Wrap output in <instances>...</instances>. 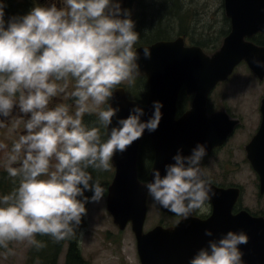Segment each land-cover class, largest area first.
Wrapping results in <instances>:
<instances>
[{
    "label": "clouds",
    "instance_id": "clouds-1",
    "mask_svg": "<svg viewBox=\"0 0 264 264\" xmlns=\"http://www.w3.org/2000/svg\"><path fill=\"white\" fill-rule=\"evenodd\" d=\"M49 7H33L26 15L5 20L6 3H0V117L7 119L14 109L28 117L25 134L19 135L6 153L9 176L19 186L0 198V247L26 241L37 249L45 244L37 235L55 242L69 239L87 215V203H100L104 189L93 181L89 168L110 171L113 157L123 154L142 139L145 131L155 132L162 119L160 101H153L149 119L142 120L144 108L136 105L126 118H117L107 139L98 127L83 123L85 114H96L108 129L119 107L103 108L117 87L134 83L140 75L139 54L134 45L139 34L127 9L118 0H63ZM123 14L124 18H121ZM145 59L151 52L145 48ZM264 67V62L253 58ZM74 81L70 106L52 98L67 92ZM21 123L16 119L10 131ZM0 120V127H4ZM206 147L198 143L189 155L178 149L164 174L153 168L152 179L143 186L159 206L187 219L196 210H205L215 193L212 181L201 167ZM19 167H13V165ZM90 191L91 197L85 192ZM204 234L213 236L210 229ZM248 243L243 232L229 230L219 239L201 247L188 264H243L239 246ZM9 254H12L11 251Z\"/></svg>",
    "mask_w": 264,
    "mask_h": 264
},
{
    "label": "water",
    "instance_id": "water-1",
    "mask_svg": "<svg viewBox=\"0 0 264 264\" xmlns=\"http://www.w3.org/2000/svg\"><path fill=\"white\" fill-rule=\"evenodd\" d=\"M223 7L230 23L229 32L211 54L197 46H185L182 36L134 49L139 54L137 62L141 74L138 76L146 77L149 86L145 115L141 119L151 117L153 101L162 102L163 115L155 132L146 130L142 139L135 141L123 154L117 152L113 157L115 174L108 188L107 210L120 230L131 225L141 264H188L209 240L219 239L229 230L243 231L248 236V243L239 246L243 264H264V219L252 217L246 211L232 214L239 195L233 187L219 188L211 184L215 196L206 202L212 208L207 219L193 213L185 219L158 205L163 213L181 218L174 226L159 225L145 231L150 196L143 185L151 181L153 168L164 174V165L173 162L172 157L178 149L182 148L183 154L189 155L198 143L205 145L208 155L225 144L239 123L223 109L209 113L207 104L211 92L242 62L258 80L264 79V67L253 63V58L264 62V46L250 40L256 34H264V0H223ZM145 48L151 52L150 59L144 58ZM181 92L191 97V103L179 115ZM113 96L110 105L119 107L120 111L108 131L116 125L117 118H126L132 107L141 106L136 100H129L122 87H118ZM260 112L261 125L247 147V159L264 184V99ZM143 139L149 140L154 148V161L145 182L138 168ZM205 229H210L213 236H206Z\"/></svg>",
    "mask_w": 264,
    "mask_h": 264
},
{
    "label": "rangeland",
    "instance_id": "rangeland-1",
    "mask_svg": "<svg viewBox=\"0 0 264 264\" xmlns=\"http://www.w3.org/2000/svg\"><path fill=\"white\" fill-rule=\"evenodd\" d=\"M138 13L142 15V18L139 15L137 18L142 27L134 48L161 38L173 40L183 35L186 45L202 47L210 54L219 48L229 29L223 0H145L140 3ZM143 81L135 78L134 83L123 84L128 85L132 97L142 98L140 89L146 88V82ZM262 98L264 79L258 80L244 63L239 64L225 82L215 87L209 98V111L224 109L230 117L240 119L241 127L220 153L201 162L207 177L214 182L224 187L230 184L242 186L243 206L251 211H255L257 202L264 206V198L257 199L256 178L245 160L243 149L260 122L259 106ZM181 104L183 109L189 108L190 100L183 98ZM93 118L94 122L98 121L96 114H93ZM144 158L147 160L149 155L144 154ZM110 165V171H102L105 174L100 177L101 182L109 181L111 184L115 170L111 161ZM85 195H89L87 191ZM86 208L85 228L80 236V252L86 264H141L132 227L128 225L125 230H120L115 225L107 210V195H103L100 203H89ZM177 221V217L163 213L152 197L149 198L146 232L159 225L173 226ZM31 247L26 241L9 242L7 249L0 247V264H27ZM10 251L12 254H9ZM66 252L65 249L60 256L59 264H65Z\"/></svg>",
    "mask_w": 264,
    "mask_h": 264
},
{
    "label": "flooded vegetation",
    "instance_id": "flooded-vegetation-1",
    "mask_svg": "<svg viewBox=\"0 0 264 264\" xmlns=\"http://www.w3.org/2000/svg\"><path fill=\"white\" fill-rule=\"evenodd\" d=\"M118 2L120 3L122 10L127 9L129 11L130 18L134 21V24H135L134 31H136L139 34V36H140L141 35L140 34V29H141L142 25L139 23L137 18H138V15L142 18V15L138 13V8H139L140 3H144L145 0H118ZM0 3H6V5H7L6 8H5V17H4L6 21L9 18L13 17V16L26 15L33 7H37V6L49 7V6H51L52 3H56V6L58 8H62L64 6L63 0H0ZM121 18H124L123 14H121ZM229 28H230V23H229ZM180 36H182L184 38V45L185 46H187V47L194 46V45H186L185 37L183 35H179V36H177V38L180 37ZM258 36H263V38H261V43L256 44L253 41V39L255 37H258ZM177 38H175V39H177ZM175 39H173V40H175ZM173 40H167V41H173ZM250 40L254 44L258 45V46H264V34H256ZM153 43H155V42H153ZM153 43H151V44H153ZM151 44H148V45H151ZM140 46H142V44ZM197 47H199V46H197ZM200 48L203 50L202 47H200ZM203 52H205V51L203 50ZM206 54H208V53H206ZM242 63H244V62H242ZM135 78L142 79V81L144 80L146 82V88H141L140 89L142 98L132 97L131 94L128 91V88H127L128 85L127 84H121L118 87L124 88L128 99L129 100H136L141 105V107H143L144 110H145L146 103H147V97H148V93H149V86H148V83H147V79L144 76H136ZM73 85H74V81H70L69 87L67 89V92L52 98V100L50 101L49 107L52 108V107H55L57 104H65V105H69L70 106V114L74 113V111H75V100H74V98H72L70 96V93L73 90ZM183 98L189 99L190 103H191V97H187L184 92L180 93L179 99H178V103L181 102V99H183ZM263 99L264 98H262L261 101ZM261 101H260V105H261ZM108 105H110V100L108 101V103L106 105H103V108H107ZM259 114H260V122H259L258 127L256 129V132L252 136V138L258 132V130L260 128V125H261V121H262V119H261L262 115H261V112H260V106H259ZM27 118L28 117L23 116L19 112L18 109H14L13 113L11 114V116L9 118H7V119H4V118L0 117V120H3L4 124H5L4 127H0V143H4V144H6L8 146L7 151H10L13 142L18 139L19 135L25 134L23 121L26 120ZM16 119H20L21 123H20V125H19V127L17 128L16 131H14V132L10 131L11 125ZM237 120L239 121V123L235 127L233 133L227 138V141L225 142V144L229 141L231 136H233L235 131L238 128L241 127L240 119L237 118ZM83 123L89 128L98 127L100 129L101 139L102 140H106L107 139L108 129H106L102 125H100L99 121L94 122L93 114H91V115L85 114L83 116ZM252 138L245 145L243 150L245 152V160L250 165L251 170L254 173L255 178H256L257 199L261 200L262 198H264V184L262 183L258 172L253 169V167L251 166L250 162L247 159V147H248L249 143L251 142ZM147 143L151 144L150 141L147 140V139H143L141 141V143H140V150H139V157H138V168H139V164H140V156L142 157L143 150L146 149ZM225 144H223L221 147L214 148L208 155H206L204 157V159H207V158H209L212 155L214 156V155L220 153L223 150ZM151 146H152V150H153V153H154L153 145L151 144ZM5 164H6V153H5V151L0 150V198H2L5 195L11 194L19 186V178L18 177L17 178H13V177L9 176L8 172L6 171ZM111 164L113 165L112 161H111ZM13 167H19V165L18 164L17 165H13ZM114 170H115V168H114ZM210 179L212 181V184L214 186H216V187H219V188H231V187H233V188H236L239 191V195H238L237 201H236V203H235V205L233 207V210H232V214L233 215H236V214H238V213H240L242 211H246L252 217L263 218L264 219V206L259 205L258 202L256 204L255 211H251L249 208L243 206L242 200H243V195H244V189H243L242 186L230 184L229 186L224 187L221 184H219L217 182H214L212 180V178H210ZM211 212H212L211 205L209 203H206L204 211L196 210V211L193 212V214H194V216L199 217L201 219H207L211 215ZM177 218L180 219L181 217H177ZM165 227H171V225L170 226H165Z\"/></svg>",
    "mask_w": 264,
    "mask_h": 264
},
{
    "label": "trees",
    "instance_id": "trees-1",
    "mask_svg": "<svg viewBox=\"0 0 264 264\" xmlns=\"http://www.w3.org/2000/svg\"><path fill=\"white\" fill-rule=\"evenodd\" d=\"M160 35H158V38H160ZM261 38H263V36L255 37L253 41L256 44L261 43ZM161 40L163 39L161 38ZM161 40H157V41H161ZM157 41H154V42H157ZM212 49L214 50L216 48L212 47ZM180 104H179V114H181V112L184 110L183 109L184 107H182V104L180 106ZM147 151L149 153H145ZM144 154L149 155V158L147 160H145ZM144 160H145L146 165L144 164ZM153 161H154V153L152 150V146L151 144L147 143L146 149L143 150L142 157L140 156L139 173H140V178L142 181H148L149 173H150ZM143 168L145 169L143 170ZM87 171L92 175L93 181L99 180L101 187L104 189V195H107L108 188L110 185L109 181H105V182L100 181V177L103 176L105 174L104 172L106 171L102 172L99 170H94L92 168H89ZM87 192L89 194L88 196L91 197L93 193L90 191H87ZM88 204L89 203L86 204V207ZM84 228H85V216L82 218V222L80 226L75 229L76 234L69 239H65L60 242H55L49 236L37 235V240L43 242L45 244V247L37 249L34 246H32L28 252L27 264H33V263L59 264L60 256L62 255L65 249L67 251L65 264H86L80 252V235Z\"/></svg>",
    "mask_w": 264,
    "mask_h": 264
}]
</instances>
